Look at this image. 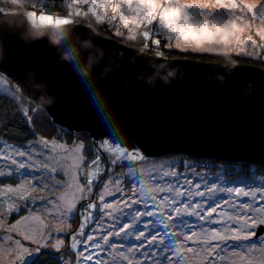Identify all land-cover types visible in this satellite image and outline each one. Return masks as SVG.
<instances>
[{"label": "snow or ice", "instance_id": "snow-or-ice-1", "mask_svg": "<svg viewBox=\"0 0 264 264\" xmlns=\"http://www.w3.org/2000/svg\"><path fill=\"white\" fill-rule=\"evenodd\" d=\"M64 2L13 0V3H24L32 9L27 11L26 17L33 24L38 20L41 25L56 27L73 23L68 16L54 11ZM73 2L78 6L77 16L80 8L85 9L98 24L106 23L116 28L117 37L122 38L123 31L113 23L116 21L129 31V25L148 29L143 33L147 39L153 34L167 37L166 41L151 39L157 47L198 48L220 36L229 50L243 53V47L233 48L228 40L232 34L237 45L248 41L256 44L251 34L244 38L238 35L242 31L241 25L255 28L264 40V0ZM74 53V49L68 52L69 62L76 61ZM156 55L163 53L157 51ZM77 63L83 65L81 70L85 72L78 79L95 98L96 107L110 130L87 134H82L84 130L81 133L66 131L64 135L71 143H61L64 122L52 119L49 128L45 129L46 132L55 130L54 138L37 135L33 125L39 111L30 105H19L21 96L28 90L22 72L13 68L11 59L0 60V88L4 93L0 95V109L9 103L7 94L11 93L10 99L18 111L10 116L11 108H8L3 113L4 118L12 123L20 117L34 137H25L27 143L15 148L0 140L3 145L0 147V177L15 183L13 187V183L0 181L3 184L0 188V228L5 232L0 240L14 245V249H8L15 251L10 264H71L60 254L62 248L64 252L71 251L76 264H192V257L198 259V264H252L247 257L257 245L264 254V178L254 179L251 183L242 176L229 179L234 175L230 164L217 165L214 161L188 160L183 156L167 157L154 154L143 143L126 144L94 79L101 66L83 64V57ZM66 66L70 67V63ZM48 112L54 115L52 109ZM57 123L61 128H57ZM105 135L111 140L105 139ZM85 153L94 158L87 159ZM123 163L131 165L127 175L115 174L114 168ZM259 171L264 177V168ZM101 173L107 175V180H102ZM16 175L20 176L19 183L13 180ZM60 177H70V180ZM81 179L86 183L81 184ZM100 182L104 187L95 194L97 203L92 198L93 185L98 186ZM126 184L132 186L125 187ZM60 189L65 191L59 192ZM68 190H72L71 194ZM33 192L37 194L33 195ZM106 197H111V201ZM77 213L80 214L78 227L63 239L55 238L51 234L52 228L45 227V219L52 218L60 222L55 231L65 232L63 223ZM15 216L19 219L11 223ZM5 217L9 221L7 227L4 226ZM33 220L39 221V229L27 226ZM93 224L97 227L85 231ZM21 226L23 231L19 236L27 244L8 234ZM46 231L49 234H45ZM68 235L71 243L65 244ZM52 240L55 242L50 243ZM50 247L56 252L48 251ZM229 253L238 259H230ZM258 264H264V258Z\"/></svg>", "mask_w": 264, "mask_h": 264}, {"label": "water", "instance_id": "water-1", "mask_svg": "<svg viewBox=\"0 0 264 264\" xmlns=\"http://www.w3.org/2000/svg\"><path fill=\"white\" fill-rule=\"evenodd\" d=\"M4 23L0 60L13 61L25 95L52 109L66 127L110 130L78 79L85 75L77 63L83 57V64L101 66L94 79L113 123L137 145L154 154L264 162L263 68L158 57L80 22L36 28L14 13ZM73 49L77 59L69 62Z\"/></svg>", "mask_w": 264, "mask_h": 264}, {"label": "rangeland", "instance_id": "rangeland-1", "mask_svg": "<svg viewBox=\"0 0 264 264\" xmlns=\"http://www.w3.org/2000/svg\"><path fill=\"white\" fill-rule=\"evenodd\" d=\"M0 9H4V12H0V17L3 16L5 13H20V14H26L27 11L32 10L28 7L24 6V3H13V0H0ZM78 10V6L73 2V0H65V2L59 7L54 9L55 12L59 13L60 15L68 16L73 22L76 23H82L85 25H89L93 27L99 34L112 38L113 40H116L120 43H123L127 46H131L137 49H140L142 51H145L148 54L151 55H156V52H162V56L158 57H164V58H190L193 60H202L206 62H218L221 64H232V63H242V64H248V65H253L257 66L260 68L264 69V40L260 39V36L258 32L256 31L255 28H245L241 25L242 31L238 34L241 38H244L251 34L253 36V39L256 40V44L252 45L250 41L246 42L244 45H237L236 44V39L235 36L230 34L228 36V40L230 42V46L235 48V47H243L245 51L243 53L234 51V50H229V48L225 47V41L222 39L220 36H216L213 39L207 41L205 44L201 45L200 47H193L192 49H187L183 48L182 49H176L175 47L172 48H164L163 46L157 47L156 45L151 43V39H156L160 38L163 41L167 40V37H158L155 34L151 36V39L145 38L143 35L144 32L148 31V29L141 27L139 29H136L134 26L129 25V28L131 31L128 29H124V26L121 22L116 21L113 22L116 24V27H118L120 30L123 31V37H117L115 35L116 28L112 27L109 24L106 23H97L95 17L91 14H88L85 9L80 8V14L77 16L76 12ZM45 11H48V9H45ZM28 19V18H27ZM3 19H0V22H2ZM28 21L31 23L33 27H40V26H48V27H56L53 25H41L38 20L35 21V24L31 20L28 19ZM175 44V41L172 42ZM180 43L183 45V41H180ZM208 49V50H204ZM0 91L3 92L2 88H0ZM14 91V89H13ZM11 95V93H8ZM19 95V94H18ZM19 103L21 106H31L33 108H37L39 111V116L36 118L35 124L33 125V128L35 129L37 135H44L42 129L46 128L44 125L41 127V120L44 121L45 123H51V119H54V117L48 112L47 108L42 105L37 103L31 96L23 95L21 96ZM29 115H32V113H29ZM51 115V116H50ZM52 117V118H51ZM57 128H61V125H57ZM83 129H70L66 127L64 124L62 125V130L60 133V142L63 143L65 141H68L71 143L69 140V137L64 135V132L66 131H71L72 133H81ZM55 132V130H54ZM87 132H90L89 129H84L82 134H87ZM56 135V134H55ZM54 136H51L49 138H54ZM74 138V137H73ZM0 140H2L0 138ZM111 140V139H109ZM3 141V140H2ZM5 145H11L13 148L19 147L20 145L18 144H10L5 141H3ZM27 143V142H26ZM24 143V144H26ZM22 145V144H21ZM135 146L134 144H131ZM0 147H3V145H0ZM87 159L91 160L94 158V156H90L89 154L85 153L84 154ZM167 157H178V156H183L185 159L192 160L196 159L199 160L201 158H205L206 161L212 162L214 161L217 165L219 164H230L231 168L230 171L234 172V175L229 176V179H236L239 177H243L246 182L251 183L252 180L254 179H261L264 178L261 175V172L259 169L264 168V164H256V163H250V161L246 160H231V161H223L222 159H217V158H211V157H196L189 155L187 153H176V154H168L166 155ZM222 160V161H220ZM249 162V163H248ZM84 167H87V165H84ZM131 167L130 164L128 163H123L119 166H116L114 168V173L115 174H124L127 175L129 168ZM105 168H107V165H105ZM145 169H147V165H145ZM182 170V169H181ZM27 172L28 170H24ZM246 173H251L252 175H246ZM102 180H107V175L105 173L100 174ZM65 180H70V177H60ZM6 177H0V181H3V184H8V183H13V182H5ZM16 180V183L20 182V176L16 175L14 177ZM81 184L86 183L85 180L81 179L80 180ZM3 184H0V188L3 187ZM131 184H126L125 187H131ZM139 185L137 184V187ZM13 187H15V183H13ZM104 187L103 182H100L99 185L97 186L96 184L93 185V199L96 200L97 203H99L98 196H96V193H99ZM65 189H60L59 192H64ZM69 194H71L72 190H68ZM38 192V189H37ZM33 195H36V192L32 193ZM46 194V193H45ZM111 197H106V200L109 202L111 201ZM11 202V201H9ZM7 207V204L4 205ZM19 219L18 216L12 217L11 218V223H15V221ZM41 219H44V215L41 214ZM99 219V217H97ZM80 220V214L77 213L74 217L70 218L69 220L65 221L63 223V227L65 228V232H56L55 231V226H57L60 222L49 218L45 219V227H51L52 232L51 234L57 238V239H63L66 234H70L73 229H76L78 227V222ZM9 225V221L7 217L4 218V226L7 227ZM28 227H34L39 229L40 223L39 221H29L27 224ZM97 227L96 225H89L86 227L85 231H92ZM209 227H218V225H209ZM23 231V226L17 228L14 230L12 233H8L9 235L13 236V239H21L22 237L19 236V232ZM45 234H49L47 231ZM5 235V232L3 231V228H0V236ZM23 243H28L27 241H23ZM55 240H52L50 243H54ZM71 243V237L68 235V238L65 240V244H70ZM14 249V245L7 244L6 242L0 240V264H10V261L14 258L15 251H8V249ZM260 245H257V249L250 253L247 257V259H250L252 261V264H258V262L264 258V254L260 252ZM48 251H52L53 253L56 252V249L54 248H49ZM60 254L68 261L71 262V264H76L75 258L72 256L71 251L69 252H64L63 248L60 250ZM228 257L232 260H237V257L232 256L231 253L227 254ZM192 264H198V259L196 257H192Z\"/></svg>", "mask_w": 264, "mask_h": 264}, {"label": "trees", "instance_id": "trees-1", "mask_svg": "<svg viewBox=\"0 0 264 264\" xmlns=\"http://www.w3.org/2000/svg\"><path fill=\"white\" fill-rule=\"evenodd\" d=\"M14 13H5L3 16L0 17V19H3V24L2 22H0V33H3L5 31V23L4 21L9 18L10 15H12ZM26 16V14H25ZM93 28V27H92ZM94 29V28H93ZM95 30V29H94ZM96 31V30H95ZM97 32V31H96ZM220 65V64H219ZM242 65V64H240ZM222 66V65H221ZM261 69V68H260ZM263 70V69H262ZM264 71V70H263ZM0 95H4V93L2 91H0ZM7 97L9 99V103L5 105V108L0 109V138L10 144H24L27 142V139H33L34 137L31 136L29 130L27 127H25L22 123H21V118L20 117H16V119L12 122L9 123L7 119L4 118L3 113L5 112V110H7L8 108H11V112H10V116L14 115L16 111H18V108L14 105V103L11 101L10 94H7ZM20 105V103H19ZM21 106V105H20ZM51 116V115H50ZM52 118V117H51ZM52 120V119H51ZM41 127H43L44 125L46 126V128L42 129V131L44 132V135H47L48 137L54 136L56 133L54 132V130H52L51 132H46L45 129L49 128L50 123H45L44 121L41 120ZM5 125H7V127H5ZM57 125L59 126L60 124L57 123ZM109 131L106 130L105 132ZM71 132V131H70ZM90 132L92 133H96L97 131H93L90 130ZM25 137H27V139H25ZM123 139L125 141L126 144H135V146H137V144L131 139L128 138L126 136H123ZM105 139H111V137L105 135L104 137ZM171 154V153H170ZM172 154H176V153H172ZM168 155V154H165ZM199 158V157H198ZM222 161V160H220ZM225 161V160H223ZM226 161H231V160H226ZM249 163V162H248ZM250 163H256V162H250ZM258 164V163H256ZM259 164H264V162H260ZM13 180L16 182V180L13 178ZM13 182L8 180L7 178L5 179V182ZM52 252V251H50Z\"/></svg>", "mask_w": 264, "mask_h": 264}, {"label": "built area", "instance_id": "built-area-1", "mask_svg": "<svg viewBox=\"0 0 264 264\" xmlns=\"http://www.w3.org/2000/svg\"><path fill=\"white\" fill-rule=\"evenodd\" d=\"M201 159H203V160H205V161H206V159H205V158H201Z\"/></svg>", "mask_w": 264, "mask_h": 264}, {"label": "bare ground", "instance_id": "bare-ground-1", "mask_svg": "<svg viewBox=\"0 0 264 264\" xmlns=\"http://www.w3.org/2000/svg\"><path fill=\"white\" fill-rule=\"evenodd\" d=\"M2 24H3V22H2Z\"/></svg>", "mask_w": 264, "mask_h": 264}]
</instances>
